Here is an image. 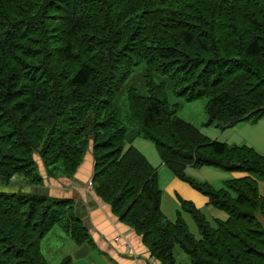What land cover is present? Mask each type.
Segmentation results:
<instances>
[{"label":"trees","instance_id":"16d2710c","mask_svg":"<svg viewBox=\"0 0 264 264\" xmlns=\"http://www.w3.org/2000/svg\"><path fill=\"white\" fill-rule=\"evenodd\" d=\"M138 64L146 94L126 87L125 118L172 175L225 213L213 225L179 197L168 220L155 168L124 147L114 101ZM152 74L186 100L206 97L208 124L254 123L264 116V0H0V185L9 187L0 190V264H50L41 242L56 225L75 245L89 241L70 199L9 186L16 177L42 185L39 164L47 177L72 176L89 143L93 192L158 264H264V155L175 116ZM186 166L244 175L215 190Z\"/></svg>","mask_w":264,"mask_h":264},{"label":"crops","instance_id":"0c3cea01","mask_svg":"<svg viewBox=\"0 0 264 264\" xmlns=\"http://www.w3.org/2000/svg\"><path fill=\"white\" fill-rule=\"evenodd\" d=\"M241 121H243L240 125L241 130L237 131H240L241 136L245 139L244 142L246 145L251 146L264 155V143L259 141L254 143L255 139L250 135V130L257 125H253L248 119H240L234 123ZM256 121L257 123H261L259 125H263L264 131V116ZM225 131H231L230 127L220 129L216 135L213 133L212 138L216 140V136ZM233 137L235 136L232 134L226 135L224 142H228L227 140H231L228 138ZM241 138L237 136L234 139L243 140ZM124 145L125 147L132 145L137 149L145 157L147 162L157 170L156 173L160 170V179L157 174V181L161 190L159 206L162 213V202L164 197L171 201L173 206L175 205L177 207V198L179 197L185 201L191 202L195 208L200 209L202 212L212 211V218L224 219L226 217L224 212L217 209L213 210L210 205L207 204L206 196L193 189L186 182L172 175L169 169L165 167L159 159L153 144L142 138L139 132L133 134L130 139L125 138ZM39 167L43 177V184L39 186L30 185L29 190L32 189L42 194L44 191H47V189H52L53 191H51V193L55 192L57 197L70 199L75 216L81 220L82 225L87 230L89 241H84L79 245L73 243L66 251L70 257L71 264H158L157 259L149 255L147 248L141 241V236L120 222L118 217L111 212L109 205L96 196L91 185H87L88 181L91 182L92 176L90 143L87 146V151L82 163L70 177H47L44 167L41 168V164H39ZM203 168L205 167L193 168L186 166L185 172L190 173L198 179H205L208 181L213 179L223 180L228 177H239L244 175L238 172H222L213 168L214 172H207L206 170H202ZM15 181H17V179ZM14 187L16 188L12 187L11 189L17 190L19 188L17 184L14 185ZM257 189L259 194L264 197V181L257 182ZM258 218L264 226L262 217L258 216ZM181 258L180 256L179 259ZM175 260L178 261L177 258Z\"/></svg>","mask_w":264,"mask_h":264},{"label":"rangeland","instance_id":"374dc122","mask_svg":"<svg viewBox=\"0 0 264 264\" xmlns=\"http://www.w3.org/2000/svg\"><path fill=\"white\" fill-rule=\"evenodd\" d=\"M143 73H144L143 64H138L137 66H135L133 71L131 72V74L125 80L123 86L120 88V90L116 96V99L114 101V105H115L114 109H115L116 115L120 118V120L122 121V124L125 127V133H124L125 138L126 137L130 138L133 134L139 132V128L135 124H133L132 122H130L128 119L125 118L126 108H127L126 99H125V90H126V87L132 86L137 90L138 93L145 95L146 92H145V86H144ZM151 78L156 83H158V82L163 83L164 93H165V96H166L168 103L175 106V116H177L178 118H180L186 122H189L190 124L195 126L199 131L202 132L203 135L208 136V138L215 139V138H212L213 133H215V135L218 134L217 132H219V130L222 128L221 127H215L216 125L214 123L208 124L209 117L207 116V114L204 110L205 103L207 100L206 97L201 96V97H197V98H194L191 100H186L184 97L175 95L173 93L172 81L170 79H168L166 76L159 75V74H152ZM242 123H243V121L234 123L232 125L233 127L230 126L231 131H225L224 133L217 135L216 140L223 142L226 139V135L232 134L235 137L228 138V139H231V140H227L229 142V144H246L244 142L245 139L241 136L240 131H237V130H241L240 125ZM254 123H252V124L257 125V126L253 127L250 130V135L255 139L254 143H256L258 141L264 143L263 125H259L261 123H257V121H255ZM237 136H239L240 138L242 137L241 139H243V140L234 139ZM228 142H226V143H228ZM124 147H125V145H124ZM202 170H206L207 172H214V170L212 168H209V167H207V168L205 167ZM185 173L187 175L193 177L196 180H199V181L204 180V181L209 182L211 184V186L213 187V189H215V190L219 189V188H223L222 180L213 179L211 181H208L205 179H198L188 172H185ZM42 174H43V172H42ZM157 174H158V177L160 179V170L157 172ZM205 177H209V176H205ZM15 180H16V178H12L9 186L16 188V187H14V185L17 184L19 186L18 189H21L24 192L40 194V192L33 191L32 189L29 190L30 184H28L25 179H22V180L17 179V181H15ZM0 190L9 191V187L0 185ZM51 191H53V190L47 189V191H44L42 194L45 196H49V197L62 198V197H57L56 193L55 192L51 193ZM168 201L169 200L166 199L165 197L163 198V202H162V211L164 213L163 215H165V217L168 220H173L175 210L178 209V207L175 205L173 206L171 204V201H169V202ZM212 209L214 210V208H212ZM203 214L205 216V219L210 223V225H213L212 211L203 212ZM181 216H182L184 222L186 223V226H187L189 232L192 233V235L194 237H197L198 234L196 231L195 224L192 221L189 214H187L185 212H181ZM73 243H74L73 240L68 235H66L61 230V228H59L58 225H56L42 239V242H41L42 253L49 260L50 264H58L60 262V260L62 259V257L65 254H67V252H66L67 249L71 245H73ZM175 255H176V258L178 261L186 263V261H187L186 256L182 251H180L179 249H176ZM180 256L182 257L181 259H179Z\"/></svg>","mask_w":264,"mask_h":264},{"label":"built area","instance_id":"2783aa9c","mask_svg":"<svg viewBox=\"0 0 264 264\" xmlns=\"http://www.w3.org/2000/svg\"><path fill=\"white\" fill-rule=\"evenodd\" d=\"M87 185H88V186H90V185H91V182H90V181H88V182H87Z\"/></svg>","mask_w":264,"mask_h":264},{"label":"water","instance_id":"95a60500","mask_svg":"<svg viewBox=\"0 0 264 264\" xmlns=\"http://www.w3.org/2000/svg\"><path fill=\"white\" fill-rule=\"evenodd\" d=\"M43 167V165L41 164V168Z\"/></svg>","mask_w":264,"mask_h":264}]
</instances>
